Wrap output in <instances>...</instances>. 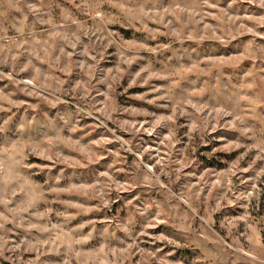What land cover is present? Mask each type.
<instances>
[{
	"label": "rangeland",
	"instance_id": "rangeland-1",
	"mask_svg": "<svg viewBox=\"0 0 264 264\" xmlns=\"http://www.w3.org/2000/svg\"><path fill=\"white\" fill-rule=\"evenodd\" d=\"M0 264H264V0H0Z\"/></svg>",
	"mask_w": 264,
	"mask_h": 264
}]
</instances>
